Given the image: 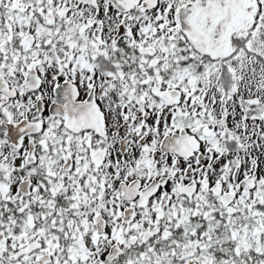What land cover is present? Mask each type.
<instances>
[{"label": "snow or ice", "instance_id": "snow-or-ice-1", "mask_svg": "<svg viewBox=\"0 0 264 264\" xmlns=\"http://www.w3.org/2000/svg\"><path fill=\"white\" fill-rule=\"evenodd\" d=\"M0 264H264V0H0Z\"/></svg>", "mask_w": 264, "mask_h": 264}]
</instances>
